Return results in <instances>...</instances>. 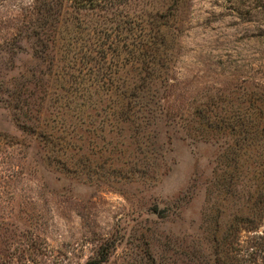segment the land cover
<instances>
[{
    "label": "rangeland",
    "instance_id": "obj_1",
    "mask_svg": "<svg viewBox=\"0 0 264 264\" xmlns=\"http://www.w3.org/2000/svg\"><path fill=\"white\" fill-rule=\"evenodd\" d=\"M0 264H264V0H0Z\"/></svg>",
    "mask_w": 264,
    "mask_h": 264
},
{
    "label": "trees",
    "instance_id": "obj_2",
    "mask_svg": "<svg viewBox=\"0 0 264 264\" xmlns=\"http://www.w3.org/2000/svg\"><path fill=\"white\" fill-rule=\"evenodd\" d=\"M72 1H73L74 3H77V4H80V3L82 2V0H72ZM86 1H89L90 5H91V4L96 3L98 0H86ZM45 9H46V8H45ZM46 13H49V14H48L49 17L52 16V13H51L50 8H47V9H46ZM146 32H147V30H145V33H146ZM144 35H145V34H144ZM145 37H149V35L146 33ZM128 106H129V105H128ZM133 108H134V106H133ZM129 111H132V114H133L132 117H133V118L139 120L140 114H138L134 109H130V108H129ZM128 115H129V114H128ZM102 261H104V258L98 260L97 263L102 262Z\"/></svg>",
    "mask_w": 264,
    "mask_h": 264
}]
</instances>
